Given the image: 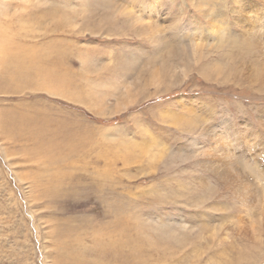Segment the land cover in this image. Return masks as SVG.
Returning a JSON list of instances; mask_svg holds the SVG:
<instances>
[{"label": "rangeland", "instance_id": "1", "mask_svg": "<svg viewBox=\"0 0 264 264\" xmlns=\"http://www.w3.org/2000/svg\"><path fill=\"white\" fill-rule=\"evenodd\" d=\"M262 1L0 0V264H264Z\"/></svg>", "mask_w": 264, "mask_h": 264}, {"label": "bare ground", "instance_id": "2", "mask_svg": "<svg viewBox=\"0 0 264 264\" xmlns=\"http://www.w3.org/2000/svg\"><path fill=\"white\" fill-rule=\"evenodd\" d=\"M202 2H203V0H201ZM205 1V0H204ZM210 2V1H209ZM263 2V1H262ZM263 5H264V2H263ZM4 6V5H3ZM213 7V6H212ZM214 9V8H213ZM214 11H215V9H214ZM210 12H211V10H210ZM209 14V13H208ZM210 15V14H209ZM258 20L260 21V25H261V29L260 30H256V29H251V33L253 34V35H255V33L258 31L259 33H260V35H264V8H263V12H262V14H261V16L260 17H258ZM215 33H219V32H221L222 33V30L220 29V28H217L215 31H214ZM214 33V34H215ZM217 35V34H216ZM259 35V34H258ZM220 36V35H219ZM233 37V36H232ZM235 37V36H234ZM256 37H257V34H256ZM217 38V37H216ZM223 38V37H222ZM224 39V38H223ZM235 39V38H234ZM262 42H264V41H262ZM236 43V42H235ZM239 44V43H238ZM196 45H198L197 43H196ZM199 46V45H198ZM195 47H197V46H195ZM260 47V46H259ZM261 47H264V43H263V45L261 46ZM261 52H262V48H261ZM263 53H264V51H263ZM186 114V113H185ZM197 115V114H196ZM180 116V115H179ZM177 118V117H176ZM180 118V117H179ZM186 119V118H185ZM178 120V119H177ZM179 121V120H178Z\"/></svg>", "mask_w": 264, "mask_h": 264}]
</instances>
